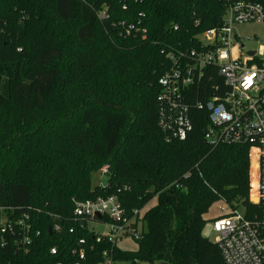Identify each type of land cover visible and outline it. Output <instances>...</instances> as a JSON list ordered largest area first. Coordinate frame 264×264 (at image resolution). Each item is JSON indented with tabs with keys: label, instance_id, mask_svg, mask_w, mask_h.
Segmentation results:
<instances>
[{
	"label": "trees",
	"instance_id": "1",
	"mask_svg": "<svg viewBox=\"0 0 264 264\" xmlns=\"http://www.w3.org/2000/svg\"><path fill=\"white\" fill-rule=\"evenodd\" d=\"M226 8V0H0V220L27 214L33 230L27 247L12 243L17 232L2 237L0 264H99L103 252L112 264H225L201 233L204 215L218 201L252 208L250 160L245 145L203 138L207 112L196 102L220 95L215 66L184 99V139L167 141L157 120L167 52L201 49L198 35L220 27ZM103 166L105 184L93 186ZM109 195L127 216L140 211L146 231L136 250L96 241L73 216V200Z\"/></svg>",
	"mask_w": 264,
	"mask_h": 264
},
{
	"label": "built area",
	"instance_id": "2",
	"mask_svg": "<svg viewBox=\"0 0 264 264\" xmlns=\"http://www.w3.org/2000/svg\"><path fill=\"white\" fill-rule=\"evenodd\" d=\"M226 1L221 26L198 35L201 49L167 52L171 65L158 79L161 89L157 124L167 141L184 139L191 129L184 99L188 97L190 86L205 77V69L215 66L222 86H215L214 90L220 95L196 102L198 109L207 112L208 124L203 138L211 146L231 144L247 147L249 194L251 191L247 200L252 205L248 209L223 202L227 209L220 207V214L211 222L217 234L215 243L225 264H264V60L257 56L256 51H243L241 40L231 32L235 23L264 22V7L246 0ZM106 170L107 167L103 166L101 173ZM73 205L74 218L86 220L87 228L96 234V241L104 239L117 245L123 237L130 236L136 240L142 236V231L136 229L139 223L136 216L140 211L133 210V215L127 216L114 195L73 200ZM97 213L99 218L95 217ZM27 220V214L21 218L4 215L0 220V245L4 243L3 236L10 237L17 232L18 237L12 243L27 247L31 243L27 232H33ZM92 222L102 225L106 231H94L89 227ZM53 229L58 230L59 227L55 225ZM38 233L36 231L35 235ZM50 253L55 254L56 248H50ZM78 253L82 259L83 251ZM103 257L99 264H112L106 252H103Z\"/></svg>",
	"mask_w": 264,
	"mask_h": 264
},
{
	"label": "rangeland",
	"instance_id": "3",
	"mask_svg": "<svg viewBox=\"0 0 264 264\" xmlns=\"http://www.w3.org/2000/svg\"><path fill=\"white\" fill-rule=\"evenodd\" d=\"M231 32L235 34L243 44V51H256L257 56L264 60V22H247L240 24H233L231 26ZM202 39V38H200ZM248 151V150H247ZM106 176L101 173V169L91 174L92 185H102L105 183ZM252 190V189H251ZM251 194V191H250ZM249 194V197H250ZM154 203V200L150 204ZM149 204V205H150ZM222 207L224 210L227 206L222 202H215L204 215L206 223L202 228V235L211 242H215L217 234L212 229V219L220 214L219 208ZM89 227L96 232L106 231L102 225L97 222L89 223ZM139 232L146 231V225L141 222L138 223L136 228ZM118 247L124 250L133 251L137 249V242L130 236L123 237L117 242ZM135 264H157L156 262L150 263L147 261H138Z\"/></svg>",
	"mask_w": 264,
	"mask_h": 264
},
{
	"label": "water",
	"instance_id": "4",
	"mask_svg": "<svg viewBox=\"0 0 264 264\" xmlns=\"http://www.w3.org/2000/svg\"><path fill=\"white\" fill-rule=\"evenodd\" d=\"M250 53H253V52H250ZM95 217L99 218L100 215L97 213V214H95ZM50 231H51V230H50V228H49V232H50ZM158 264H166V263H164V262H159Z\"/></svg>",
	"mask_w": 264,
	"mask_h": 264
}]
</instances>
